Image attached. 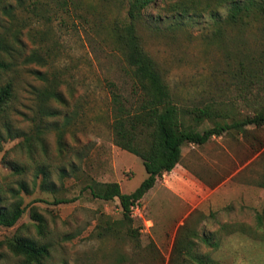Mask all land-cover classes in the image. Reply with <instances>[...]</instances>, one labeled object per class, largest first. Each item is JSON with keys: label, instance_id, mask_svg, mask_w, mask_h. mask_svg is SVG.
<instances>
[{"label": "rangeland", "instance_id": "374dc122", "mask_svg": "<svg viewBox=\"0 0 264 264\" xmlns=\"http://www.w3.org/2000/svg\"><path fill=\"white\" fill-rule=\"evenodd\" d=\"M70 1L79 3L82 18L57 0L0 3V33H16L21 41L17 62L36 57L0 78V84L13 78L12 126L31 133L39 104L34 89L52 87L62 99L49 101L57 116L42 117L45 154L36 147L31 161L14 148L21 138H0V185L15 178L2 157L25 167L47 165L56 182V168L68 170L54 196L37 189L22 196L26 206L17 223L0 227V264H23L6 245L22 237L47 245L41 264H264V127L246 126L244 132L230 130L201 146H184L185 160L216 186L191 212L156 184L131 209L127 224L116 200L93 199L85 190L91 181L115 182L128 194L145 172L138 158L112 144L109 132L108 83L122 95L132 90L117 44L118 35L125 34V0ZM174 2L157 1L143 9L133 34L178 107L211 111L210 119L195 126L198 131L250 116L264 104V21L233 23L226 17L227 3L206 0L179 1L191 9L179 20L173 17ZM250 69L258 76L244 80L241 75ZM184 122L189 123L186 115ZM58 133L64 143L60 154ZM31 173L22 176L28 183ZM53 197L72 201L54 205ZM33 214L44 223V237L36 232Z\"/></svg>", "mask_w": 264, "mask_h": 264}, {"label": "trees", "instance_id": "16d2710c", "mask_svg": "<svg viewBox=\"0 0 264 264\" xmlns=\"http://www.w3.org/2000/svg\"><path fill=\"white\" fill-rule=\"evenodd\" d=\"M2 0H0L1 3ZM167 4L170 1L175 5L173 17L175 19H185L191 9L187 8L189 4L179 1H199V0H125L126 3V24L123 25L125 34L118 35L117 44L119 52L128 67V74L132 83V90L129 95H122L118 92L116 86L108 83V111H109V132L111 142L114 146L125 151L141 161L145 178L130 193L120 192L119 185L115 182L99 183L91 181L85 185L91 198L101 201L116 200L121 211L122 219L127 224L131 223V209L141 200L143 195L148 192L155 181L162 174L168 173L179 162L180 149L184 145L193 144L201 146L206 144L211 137L219 136L221 133L235 130L244 132L246 126L253 128L264 127V104L254 108L250 116H245L239 121L230 123L215 124L210 128L198 131L195 126L201 120L210 119L212 113L209 109H191L181 110L176 104L169 91V88L163 80L161 74L156 69L153 62L143 53L140 45L133 34V27L141 17V11L157 3ZM221 5H229L227 19L233 23L247 18L250 21L258 20V17L264 21V0H206ZM61 8L66 11L71 5V13L77 19L82 18L78 14L80 10L79 3L70 0H57ZM9 9L10 5L3 7ZM172 16V15H171ZM264 30V24L261 26ZM17 45V47L15 46ZM264 50V49H263ZM264 55V52H263ZM21 41L16 33L9 37L0 33V78L8 74H15L18 66L36 58L23 57L21 62ZM264 60V56H263ZM260 69V68H259ZM29 73L37 79L47 81L37 70H29ZM244 80L254 79L258 76L255 70L245 71L241 75ZM39 101L32 119L31 133H25L12 126L9 111L10 103L14 98L13 78L6 79L0 84V138L15 140L21 138L14 148L19 152H24L29 160H33L34 151L37 148L45 154L46 146L42 134L46 130L42 117H55L58 112L55 108L49 106V101H61L60 93L52 87H46L42 90H33V93ZM188 117L189 123L184 122V117ZM57 151L64 152V143L61 135L57 134ZM1 161L10 170L15 178L11 183L0 185V227H13L25 210L22 196L30 195L35 189L41 193H47L52 196L58 193L62 180L67 176L66 166L56 168L55 174L57 182L53 179V172L47 165L32 163V167H25L19 162L5 160ZM31 170L32 178L26 182L22 176ZM72 199L54 198L52 204H63L71 202ZM36 224V232L44 237L45 227L42 219L33 214ZM180 228V227H179ZM7 247L15 255H20L23 264H41L42 260L48 255L46 244L38 243L31 238L22 237L6 242ZM178 247L180 243L174 242ZM186 249L189 248L190 241L183 243ZM202 263V259H196ZM218 264V263H209Z\"/></svg>", "mask_w": 264, "mask_h": 264}, {"label": "crops", "instance_id": "0c3cea01", "mask_svg": "<svg viewBox=\"0 0 264 264\" xmlns=\"http://www.w3.org/2000/svg\"><path fill=\"white\" fill-rule=\"evenodd\" d=\"M184 146L180 149L179 162L170 172L162 174L160 177L162 181H159L160 178L157 179L152 188H154L156 184H159L164 190L168 191L171 196L177 198L181 203L179 206H186L187 212H191L192 209L198 206L208 196L209 191L216 186L214 184H209L206 179L191 166L192 163L189 162V159L185 160V153L182 150L185 149Z\"/></svg>", "mask_w": 264, "mask_h": 264}]
</instances>
